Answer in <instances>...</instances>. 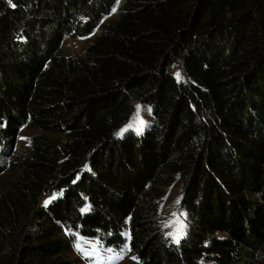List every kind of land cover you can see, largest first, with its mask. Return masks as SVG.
<instances>
[{
    "label": "trees",
    "instance_id": "obj_1",
    "mask_svg": "<svg viewBox=\"0 0 264 264\" xmlns=\"http://www.w3.org/2000/svg\"><path fill=\"white\" fill-rule=\"evenodd\" d=\"M178 179L175 242L155 194ZM64 231L141 264H264V0H0V264H76Z\"/></svg>",
    "mask_w": 264,
    "mask_h": 264
},
{
    "label": "rangeland",
    "instance_id": "obj_2",
    "mask_svg": "<svg viewBox=\"0 0 264 264\" xmlns=\"http://www.w3.org/2000/svg\"><path fill=\"white\" fill-rule=\"evenodd\" d=\"M120 4L117 5L112 15L107 20L118 18ZM97 33H94L88 38L80 39L67 37L63 43V51L70 56L83 54L87 44L95 38ZM173 73L179 79H185V74L182 72L181 65H176L173 68ZM151 109L142 104H137V111L127 125L128 129L135 130L136 133L143 132L147 125L151 123ZM127 130V129H126ZM40 130L31 122L24 125L19 130L18 142L16 146L17 154H24L31 150V136L38 133ZM160 206V225L162 230L175 242H179L186 233L187 215L181 209V201L183 197V181L178 179L173 184L165 185L160 194H155ZM53 197L45 196L41 199V204H48ZM127 232V230H125ZM64 236L70 242V258L76 264H141L129 251L128 246L115 250L105 248L102 242L98 240H89L78 235L68 234L63 232ZM128 236V233H125ZM218 238L226 237L223 233L216 235ZM77 245H80L79 250ZM87 253V254H86ZM200 264H213L212 261L204 260Z\"/></svg>",
    "mask_w": 264,
    "mask_h": 264
},
{
    "label": "snow or ice",
    "instance_id": "obj_3",
    "mask_svg": "<svg viewBox=\"0 0 264 264\" xmlns=\"http://www.w3.org/2000/svg\"><path fill=\"white\" fill-rule=\"evenodd\" d=\"M77 248H78L79 250L83 251V249H80V245H77ZM86 254H87V253H86Z\"/></svg>",
    "mask_w": 264,
    "mask_h": 264
}]
</instances>
